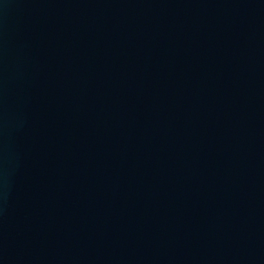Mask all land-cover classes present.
Here are the masks:
<instances>
[{
    "label": "water",
    "instance_id": "water-1",
    "mask_svg": "<svg viewBox=\"0 0 264 264\" xmlns=\"http://www.w3.org/2000/svg\"><path fill=\"white\" fill-rule=\"evenodd\" d=\"M0 264H264V0H0Z\"/></svg>",
    "mask_w": 264,
    "mask_h": 264
}]
</instances>
